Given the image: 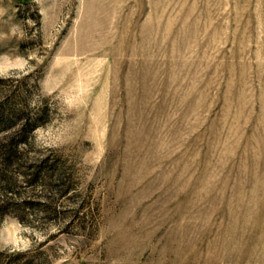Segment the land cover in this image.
Wrapping results in <instances>:
<instances>
[{
    "label": "rangeland",
    "instance_id": "1",
    "mask_svg": "<svg viewBox=\"0 0 264 264\" xmlns=\"http://www.w3.org/2000/svg\"><path fill=\"white\" fill-rule=\"evenodd\" d=\"M0 103V264H264V0H0Z\"/></svg>",
    "mask_w": 264,
    "mask_h": 264
},
{
    "label": "trees",
    "instance_id": "2",
    "mask_svg": "<svg viewBox=\"0 0 264 264\" xmlns=\"http://www.w3.org/2000/svg\"><path fill=\"white\" fill-rule=\"evenodd\" d=\"M10 113V115H5L2 117L3 113ZM15 111L14 107L9 108L6 105L0 103V131L10 132L5 133L4 137L0 138V169L4 171V166L9 165L15 161L18 156L22 155L19 151L21 145L26 141V136L38 126L39 118H24L19 125L15 124ZM9 167V166H7ZM4 172H0L2 176Z\"/></svg>",
    "mask_w": 264,
    "mask_h": 264
}]
</instances>
